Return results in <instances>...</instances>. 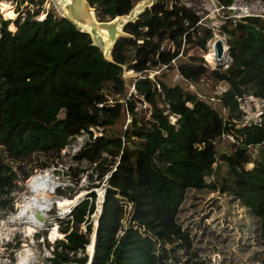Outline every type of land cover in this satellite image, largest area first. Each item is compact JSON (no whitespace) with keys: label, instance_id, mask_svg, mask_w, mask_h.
Segmentation results:
<instances>
[{"label":"trees","instance_id":"1","mask_svg":"<svg viewBox=\"0 0 264 264\" xmlns=\"http://www.w3.org/2000/svg\"><path fill=\"white\" fill-rule=\"evenodd\" d=\"M27 1L40 7L14 19L0 15V210L10 207L17 181L58 165L62 150L86 132L71 159L100 180L108 175L95 233L111 247L103 264H209L215 247L217 264H264V108L258 121L232 130L245 119L241 99H264V17L227 18L218 32L230 60L210 69L200 51L213 29L200 27V14L181 0H156L126 22L110 60L53 6L37 19L43 0ZM87 1L99 21H109L137 0ZM215 1L227 7L233 0ZM128 64L138 74L130 91L122 75ZM160 68L191 84L206 78L213 88L225 85L214 94L220 110L148 76ZM220 142L227 150L217 149ZM218 159L226 176L207 182ZM84 170L70 166L71 180ZM212 192L223 199L208 197ZM90 197L71 209L50 264H86L89 233L79 227L89 228ZM214 208L225 212L222 222L216 215L206 221Z\"/></svg>","mask_w":264,"mask_h":264},{"label":"rangeland","instance_id":"2","mask_svg":"<svg viewBox=\"0 0 264 264\" xmlns=\"http://www.w3.org/2000/svg\"><path fill=\"white\" fill-rule=\"evenodd\" d=\"M166 1V0H163ZM171 1V0H170ZM169 1V2H170ZM186 5L192 6L195 11H197L201 16L200 27H211L213 29V37L207 42L206 51H200V54H203V58L206 61L207 66L210 69L216 68L218 65L226 66V63L230 60V57L227 52L223 53L222 58L217 59L215 56V51L213 48V40L216 37H220L225 46L226 38L223 35H220L218 32V27L225 22L227 18H234V14L224 11L223 13L227 17L219 16L214 12V6L212 0H181ZM151 3V0H137L135 6L140 3ZM39 5H31L27 0H0V15L4 19H14L18 12L24 13L26 10L34 11L38 8ZM53 6L56 12L59 15H63L62 2L61 0H43L41 11L37 16V19H41L45 15V11ZM40 7V6H39ZM6 9V10H5ZM231 12V11H230ZM10 28L14 29V25L11 23ZM82 29V28H80ZM94 42L100 43L98 39H95ZM101 46V45H100ZM188 50L189 47H187ZM198 50L192 49L189 53H197ZM214 53V54H213ZM109 56V55H108ZM186 58V57H184ZM216 61V62H215ZM149 77L154 78V75L159 76L167 84H179L190 91L197 93L201 98L210 101L218 110L220 107L217 103L214 94L225 89V85H219L216 88L211 86L210 81L206 78H202L199 83L191 84L188 80L183 78L177 70H170L166 68L160 69H150ZM123 78L126 83V90L130 91L133 89L132 82L138 75L133 72L131 69H126V66L123 67ZM145 106V105H141ZM156 106L164 107L162 101H157ZM151 108V107H150ZM241 108L245 112V119L242 123L233 125L232 130L241 129L243 125L248 124L252 121H258L260 117L261 110L264 108V99L255 98L252 96H245L241 99ZM171 121L174 120L173 117H170ZM129 122V119L125 117L124 126ZM121 122L118 124V130H124V126L121 128ZM92 129V128H91ZM93 134H99L94 129H92ZM228 137L234 140L232 133H227ZM87 133L83 132L81 135L77 136L69 145H67L61 152L62 157L58 165H51L45 169H34L31 175L25 181H17V187H15L10 193V207L5 210H0V264H18L19 258H26V261L22 264H50L49 258L52 257L53 246L59 241L63 240V234L60 233V229L65 225V221L70 218V212L73 208V205L78 202V200L91 199V194H94V212L89 217L90 225L87 228V224H81L80 230L82 232H88L89 242L91 240V234L97 229L99 211L102 206L103 193L105 189V179L108 175H105L103 179H99L95 170L88 166L87 163L83 162L82 164L76 163L71 156L81 147L84 141L87 138ZM220 151L227 150L223 142H220L217 145V149ZM252 154L256 153L257 147H250ZM80 166L85 169L79 173L78 182L75 183L71 180L69 167ZM250 166V164L248 165ZM214 173L213 175L205 177L207 182L210 181H220L222 177L226 176L227 166L221 160H216L213 165ZM47 174L48 179L51 183L54 184V192L52 196L55 197V201L50 205L49 211L46 212L47 221L44 225L39 226L32 230H29L31 227L28 223L23 221L10 220L13 215L19 212L22 200L25 197H30L31 193L28 190L29 180L36 174ZM60 189L64 191L62 195H57L56 190ZM218 197L223 199V196L215 193H210L208 197ZM57 201H62L63 204L57 205ZM207 211H209L207 209ZM216 209H213V213L210 217L206 218V221H211V217L216 215L219 219V222L224 220V211L215 213ZM97 220V221H96ZM89 221L87 223H89ZM96 221V229H95ZM29 227V228H28ZM42 227V228H41ZM32 228V227H31ZM96 233V231H95ZM96 238V237H95ZM111 247L105 245L103 242L94 243L93 252L89 254L87 246L85 247V254L87 256L86 264H103L106 258L110 255ZM209 258V264H217L219 260V254L216 247L211 249L210 253L207 254Z\"/></svg>","mask_w":264,"mask_h":264},{"label":"water","instance_id":"3","mask_svg":"<svg viewBox=\"0 0 264 264\" xmlns=\"http://www.w3.org/2000/svg\"><path fill=\"white\" fill-rule=\"evenodd\" d=\"M155 1L151 0L150 4L144 2L137 6L134 5L127 15L116 16L109 21H99L95 15V9L89 5L87 0H61L62 10L64 12L62 16L68 18L78 28H83L84 26V30L90 35L93 44L100 48L104 58L110 60L112 46L117 37L123 34L122 29L124 24L137 19L138 15L145 8L150 7ZM95 39L101 42L98 44L94 42ZM212 45L217 59L222 58L223 53H228L227 46L224 45L220 37H216ZM126 69H131L129 64L126 66ZM33 215L38 220H45V216L40 213H34Z\"/></svg>","mask_w":264,"mask_h":264},{"label":"bare ground","instance_id":"4","mask_svg":"<svg viewBox=\"0 0 264 264\" xmlns=\"http://www.w3.org/2000/svg\"><path fill=\"white\" fill-rule=\"evenodd\" d=\"M84 28L85 27L83 26L82 29ZM54 188H55L54 184L50 182L46 173L45 174L38 173L34 175L28 182V190L31 193V196L25 197L22 200V204L20 206L19 212L13 215L10 220H16V221L24 220L32 227V228L28 227L29 230H32L34 228L37 229V227L44 225L47 221L38 220L34 217L33 214L40 213L43 216L47 217L46 212L49 211L50 205L53 204L52 202L55 201V197L52 196L54 192ZM56 203L57 205L60 206L63 204L61 200L60 201L56 200ZM100 213H101V209L99 211V215ZM96 221H95V229H96ZM95 231L96 230L93 231V234L91 235L90 244L87 246L89 254L93 252L94 243L96 239ZM22 260L26 261V258L25 257H22V259L19 258L18 264L24 263V261L22 262Z\"/></svg>","mask_w":264,"mask_h":264},{"label":"built area","instance_id":"5","mask_svg":"<svg viewBox=\"0 0 264 264\" xmlns=\"http://www.w3.org/2000/svg\"><path fill=\"white\" fill-rule=\"evenodd\" d=\"M213 1L214 12L219 16L227 17L223 12L236 13L234 18L244 17V16H259L264 17V3L260 0H233L232 3L223 7L218 4L215 0ZM231 11V12H230ZM230 138V137H229ZM232 140V138H230Z\"/></svg>","mask_w":264,"mask_h":264},{"label":"clouds","instance_id":"6","mask_svg":"<svg viewBox=\"0 0 264 264\" xmlns=\"http://www.w3.org/2000/svg\"><path fill=\"white\" fill-rule=\"evenodd\" d=\"M104 193H105V189H104ZM104 193H103V199H104ZM103 202V201H102Z\"/></svg>","mask_w":264,"mask_h":264},{"label":"crops","instance_id":"7","mask_svg":"<svg viewBox=\"0 0 264 264\" xmlns=\"http://www.w3.org/2000/svg\"><path fill=\"white\" fill-rule=\"evenodd\" d=\"M189 6V5H188ZM190 7H192V6H190ZM193 8V7H192Z\"/></svg>","mask_w":264,"mask_h":264}]
</instances>
